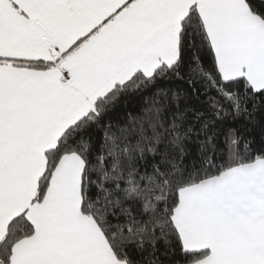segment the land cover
Returning <instances> with one entry per match:
<instances>
[{
  "label": "snow or ice",
  "instance_id": "obj_1",
  "mask_svg": "<svg viewBox=\"0 0 264 264\" xmlns=\"http://www.w3.org/2000/svg\"><path fill=\"white\" fill-rule=\"evenodd\" d=\"M264 0H0V264H264Z\"/></svg>",
  "mask_w": 264,
  "mask_h": 264
},
{
  "label": "trees",
  "instance_id": "obj_2",
  "mask_svg": "<svg viewBox=\"0 0 264 264\" xmlns=\"http://www.w3.org/2000/svg\"><path fill=\"white\" fill-rule=\"evenodd\" d=\"M242 130V135L251 140L256 147H260L261 140L264 139V112L258 113L253 122H244L238 125Z\"/></svg>",
  "mask_w": 264,
  "mask_h": 264
}]
</instances>
